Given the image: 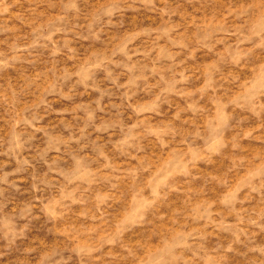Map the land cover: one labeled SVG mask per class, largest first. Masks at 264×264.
Returning <instances> with one entry per match:
<instances>
[{"label": "rangeland", "instance_id": "obj_1", "mask_svg": "<svg viewBox=\"0 0 264 264\" xmlns=\"http://www.w3.org/2000/svg\"><path fill=\"white\" fill-rule=\"evenodd\" d=\"M0 264H264V0H0Z\"/></svg>", "mask_w": 264, "mask_h": 264}]
</instances>
